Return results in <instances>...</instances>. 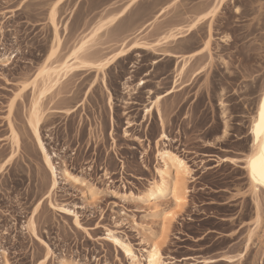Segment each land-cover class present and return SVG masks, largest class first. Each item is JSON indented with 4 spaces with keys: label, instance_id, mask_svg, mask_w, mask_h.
<instances>
[{
    "label": "rangeland",
    "instance_id": "1",
    "mask_svg": "<svg viewBox=\"0 0 264 264\" xmlns=\"http://www.w3.org/2000/svg\"><path fill=\"white\" fill-rule=\"evenodd\" d=\"M59 1L53 61L107 17L87 61L123 41L141 47L104 69L78 68L43 95L52 187L28 114L57 0H0V264H132L113 238L140 264L155 240L162 264H264V196L243 162L264 84V0H227L213 16L218 0ZM197 19L182 39H164ZM167 52H197L176 85L179 63ZM161 149L191 170L180 207L168 194L146 197ZM164 210L173 213L166 225Z\"/></svg>",
    "mask_w": 264,
    "mask_h": 264
},
{
    "label": "bare ground",
    "instance_id": "2",
    "mask_svg": "<svg viewBox=\"0 0 264 264\" xmlns=\"http://www.w3.org/2000/svg\"><path fill=\"white\" fill-rule=\"evenodd\" d=\"M226 1L227 0H218L217 4L213 7V9L209 11L212 13L211 15L213 16L215 12ZM56 3L57 2H55L54 4ZM129 6L130 3L127 6H125V8L117 16H121L128 9ZM56 12L57 11H53L51 7L49 13V21L53 28L52 48L48 53L46 62L42 64L36 76L34 77V81H32L34 96L28 114V124L32 130L36 144L44 157V161L47 167L52 173V177H53L52 187H54L56 184L55 168L52 162H50L46 148L43 144V141L39 133V124L41 122L42 115L44 114L40 104L43 95L55 85L57 86V84H59L61 80H63L67 75L77 70L78 68L95 66L97 69H104L115 60L126 56L132 49L141 47L140 43L138 42H134L131 46H127V44L123 41L121 43V48L113 55L109 57H105L94 63L91 62L90 60L87 61V59L84 58L83 53L86 52L87 48H89L88 45L91 41V38L98 34V33L96 34V32H98V30L103 28L108 21L109 22L112 21L111 20L112 18L109 20L110 17L109 18L107 17L108 21L105 18L104 20H106V22L100 21L97 24V26L95 25L96 29L93 32L89 33V35L91 34L90 36H86V37L81 36V40H79L77 45L73 49H71L69 54H67L62 60L57 61L54 59L53 61L52 59L54 58L58 48L60 47L62 40L56 22ZM162 12L163 11L160 10L158 14H161ZM198 21L199 19H197L195 22L187 26V28L184 30H183L184 27H175L169 30V32L165 35L164 39L169 38L172 41H178L179 39H182L196 27ZM193 25L195 26L193 27ZM184 32H186V34H184ZM196 53L197 52H194L189 56L173 54L169 52L166 53V55H170L171 57L176 58L177 63H179V65L175 66L177 71L174 82L175 85L178 83L179 79L181 78V75L184 72L186 66L188 65L191 56H193ZM50 60L52 61L50 62ZM37 79H40V85H38V83L36 84ZM261 103H264V84L257 101L255 114L253 115V118L251 120V126H250V133L252 139L251 150L249 151V153L245 154L246 156L243 161L250 185L254 192H258L262 188H264V185L259 183L261 179H264V124L261 123L260 115H259ZM17 136L18 135L15 133V131L11 129V139L15 145H17L18 142ZM162 138L166 139V135L164 133H162ZM158 154L162 161V167L158 170L160 179L158 182H153L151 184V187L148 189V193L146 194V197L147 198L163 197L164 195L168 194L171 197V201L173 202V205L180 207V205L185 200L186 181H187V177L190 175L191 170L182 158H180L178 155H176L170 150L161 149L158 152ZM181 161L183 162L182 164ZM177 173H179V183L177 182ZM253 175H255V180L253 179ZM177 199L181 201L180 204H177ZM59 209H63L61 211L62 212L64 211L65 213L68 210V208L66 209L62 207ZM170 210L162 211V221H163L162 225L169 224L170 217L167 220H165V216L167 215L168 212H170ZM68 211L69 213L71 212L70 210ZM113 241L116 243L117 246L121 248L122 252L131 260L132 264L141 263L138 262L139 260L137 261L138 259V258L136 259L137 256H135L132 248L128 244H126L125 242L123 243V241L121 242V240H118L116 238H113ZM157 242L158 240L153 241L151 243L150 248L146 250V254H145L147 259L146 264H149L150 258H153V252H152L153 248H156L157 250L156 256L153 258L155 260V264H162L160 243Z\"/></svg>",
    "mask_w": 264,
    "mask_h": 264
},
{
    "label": "snow or ice",
    "instance_id": "3",
    "mask_svg": "<svg viewBox=\"0 0 264 264\" xmlns=\"http://www.w3.org/2000/svg\"><path fill=\"white\" fill-rule=\"evenodd\" d=\"M58 4H59V0H57V3L56 4L52 5L53 11H55V9L58 6ZM211 14H212L211 12L208 13V15H211ZM194 26L195 25H193V27ZM158 99H159V97H158ZM259 115H260V121H261V123L264 124V103H261V105H260V113H259ZM182 163L183 162L181 161V164ZM253 179L255 180V175H253ZM177 182L179 183V173H177ZM259 183L262 184V185H264V179H261L259 181ZM261 195L264 196V188L261 189ZM180 203H181V201L179 199H177V204H180ZM172 215H173L172 212H168L167 215L165 216V220H167L169 217H172ZM33 235H35V232H33ZM161 239H163V237H161ZM152 252H153V258H154L156 256V253H157L156 248H153L152 249ZM153 258H150L149 264H155V260Z\"/></svg>",
    "mask_w": 264,
    "mask_h": 264
}]
</instances>
